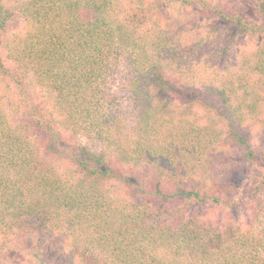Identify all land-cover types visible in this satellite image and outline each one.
Instances as JSON below:
<instances>
[{
	"label": "trees",
	"instance_id": "obj_1",
	"mask_svg": "<svg viewBox=\"0 0 264 264\" xmlns=\"http://www.w3.org/2000/svg\"><path fill=\"white\" fill-rule=\"evenodd\" d=\"M251 2L253 23L208 0H0V262L18 221L37 264H60L55 239L70 264H264V227L228 214L264 224V150L244 134L264 130Z\"/></svg>",
	"mask_w": 264,
	"mask_h": 264
},
{
	"label": "rangeland",
	"instance_id": "obj_2",
	"mask_svg": "<svg viewBox=\"0 0 264 264\" xmlns=\"http://www.w3.org/2000/svg\"><path fill=\"white\" fill-rule=\"evenodd\" d=\"M208 1L213 2V3L219 2L220 5L223 7L224 5L225 6L227 5L228 8L238 13L241 16V18L247 23H253V22L259 21V18L257 16V10L253 6L251 0H208ZM183 15H186V13H184ZM168 18L170 20H175L176 25H179L182 21L181 17H177L175 14H171ZM187 31H188L187 33L188 39H190L192 43L197 42V40L200 39L201 37H205L204 26L202 27V26H197V24H194L193 26H190L183 33H186ZM218 37L219 35H217L216 37L210 40H207V43L204 45V48L203 46L201 47L203 48L204 52L211 51L213 48H215L219 44ZM256 43H257V40L255 42L243 41L239 45L238 48L234 47L230 51L229 56L233 58L234 60L235 55L239 53V51H243L244 48H250ZM255 80L257 83L260 80V78L255 77ZM127 105L128 103L124 104V107L126 108ZM128 116H130V119L128 118L127 124L125 126L126 127L125 133L129 135V137H132L135 134L134 131H132V128L135 124L136 119H135L134 114L131 112V110ZM244 134L246 136L248 135V137L250 136V140L252 141L254 148L255 147L259 148V151L261 152L264 150V130L262 129L260 125H256V124L249 125L248 131ZM237 156H239V154ZM253 213H254V210L244 207L243 204H239V205H235L232 212L228 214H230L229 215L230 217L236 218L242 223L246 222L247 224L252 225L254 230L262 229L264 227L262 218L254 215ZM7 220L9 221L10 219L8 218ZM16 226L17 228H19L16 234V237H17L15 239L16 241L13 242V244L9 247L7 252H4V255L2 256L3 261L0 262V264L2 263L3 264H37L33 256L27 252V250H31L32 253L37 252L38 248L37 246L34 245L35 244L34 237L33 236H30L28 238L20 237L22 234H19V233L22 231V228L20 225H18V221L16 222ZM39 241L43 242L44 240L40 239ZM73 250H74L73 246L69 243H64L63 245V243L60 242V240L58 239H55L53 241L48 240V243L46 244V251H47L46 259H49L53 256L58 255L59 261H61L60 264H70L69 258ZM72 259H73L72 262H74V264H82V261L79 260V257L76 253L74 254V257ZM92 262H93L92 260L87 261V262L85 260V264H89Z\"/></svg>",
	"mask_w": 264,
	"mask_h": 264
}]
</instances>
